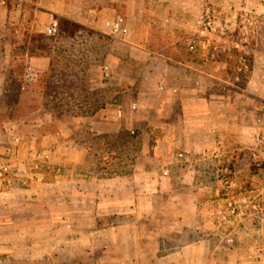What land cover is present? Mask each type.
I'll list each match as a JSON object with an SVG mask.
<instances>
[{
  "label": "rangeland",
  "instance_id": "obj_1",
  "mask_svg": "<svg viewBox=\"0 0 264 264\" xmlns=\"http://www.w3.org/2000/svg\"><path fill=\"white\" fill-rule=\"evenodd\" d=\"M202 5L196 16L182 5L172 11L166 1L144 0L145 11L134 22L135 32L147 34L141 45L173 55L194 70L168 61L172 70L164 71L158 89L151 71L159 68L152 62L138 76L142 94L135 107L137 64L106 59L109 37L88 28L77 33L74 86L71 75L55 70L62 81L40 73L36 86L22 88L25 52L34 48L36 54H47L57 33L22 29L19 38L24 33L25 41L9 44L13 27L0 29V167L8 166L0 175V264L264 262V0H202ZM109 65L114 68L112 86L119 79L128 86L129 114L141 108L146 116L157 100L175 99L173 110L164 114L197 118L218 134L214 146L203 149L205 155L201 151L189 157L193 187L187 191L196 193L198 203L196 208L183 203V214L193 219L171 221V231L160 223V234H131L136 227L146 232L150 221L104 213L109 204L101 184L115 155L95 153L89 159L81 151L63 156L58 148L61 139L72 142L74 115L104 105ZM205 101L210 107L203 119L198 102ZM26 122L32 124L35 140ZM41 133L46 139L39 138ZM31 149L32 155L26 153ZM185 162L181 157L178 165ZM75 164L83 168L81 174L87 175L88 164L95 169V185L85 182L79 188L97 195L95 219L86 213L82 217L88 203L71 197L77 191L71 181Z\"/></svg>",
  "mask_w": 264,
  "mask_h": 264
},
{
  "label": "crops",
  "instance_id": "obj_2",
  "mask_svg": "<svg viewBox=\"0 0 264 264\" xmlns=\"http://www.w3.org/2000/svg\"><path fill=\"white\" fill-rule=\"evenodd\" d=\"M161 1H166L168 10L172 11H175L176 5H182L187 13L196 16L203 10L202 0ZM143 3L144 0H0V29L12 26L11 38L8 43L15 44V42L25 41L26 34L22 33L23 39L19 38L22 29L25 31L34 28L44 31L53 19L58 24V18L62 17L101 34L102 38L109 37L108 41L111 45L108 47L110 48L109 53L105 55L106 59L115 62L116 60H134L137 64V68L133 71L137 77L135 76V80H132L136 84L137 92L134 94L135 99L131 106L135 107L139 104L142 94V78L138 76L145 74V68H151L152 62H156L157 68H159V71H151L155 74L154 87L157 88L158 85V89L163 88L162 78L165 76L166 70H172L168 61L189 68L186 64L174 61L175 56L173 55H164L141 45L145 43L147 34L142 35L135 32L134 22L139 17L141 18L145 11ZM27 14V18L24 19ZM117 20L120 27L114 31L113 24ZM0 37H3V33L0 34ZM77 38V33L72 37L57 36L56 42L50 45L47 54L25 52L22 88L36 86L38 83L36 77L40 73H46L50 79H54L56 82L61 79L57 78L55 70H60L61 74L66 71L67 75L76 76L74 57ZM163 65H167V67L164 69ZM105 67V70L109 72L108 79L110 81H108L107 89H103L104 105L99 108L93 107L84 114L74 115L72 142L61 139L62 144L58 148H61L63 156L70 152L79 156L81 151L82 153L86 152L89 159L95 153H103L105 156L115 155L108 168L110 173L104 177L101 184L107 190L102 196L104 203L109 204L104 213L114 217L118 213L132 216L137 220L150 221L151 226L145 228L146 232L136 227L131 228V234L133 232L137 235L140 233L142 235L145 233V235L160 234V223H167V231H171L175 227L171 221L186 218V214L184 215L182 212L184 211L183 203L189 208H196L198 203L196 193L187 191L192 186L188 174L191 165H188L189 157L200 153L205 148L213 147L218 134L213 129L210 133L206 122H201L197 118L188 121L177 117L171 118L164 114V112L173 110L172 105L174 107L175 99L157 100L153 106L154 109L148 108L146 116L140 113L141 108H138L133 114H129L130 110L125 97L128 86L126 87L121 79L115 83L117 85L112 86L114 68L111 65ZM174 67L176 68V65ZM126 70L121 68L120 73L127 74ZM75 80L77 78L73 77V86L76 83ZM129 88L133 89V86ZM39 90L41 89L39 88ZM198 103L202 107L200 110V113L203 114L202 118H207L210 104L207 101ZM9 123L13 125L12 121ZM26 123L24 125L29 128L30 139L35 140L36 136L31 130L32 124ZM130 130H134V133H130ZM42 134L39 135V138L46 139V135ZM64 143H72L74 146H65ZM98 145L99 147H97ZM179 152L183 153V159L187 161V164L185 162L178 165V160L181 159L177 157ZM26 153L32 155L33 150ZM62 158L61 156L60 160L64 161ZM89 159L88 163H90ZM89 166L88 164L86 169L87 175L81 174L83 168L79 164L73 166L71 181L77 187V191L73 192L71 197L73 201L79 203L87 202L88 211L82 213L83 215L86 213L87 218L95 219L97 195L90 191L86 194L79 192L82 183L86 182L89 187L95 185V169ZM164 168L168 169L167 174L163 173ZM62 198L63 195L60 199ZM169 203L171 207H165ZM90 204L93 205L91 210ZM187 217L186 219H193L189 215ZM143 263L137 262V264ZM202 263L211 264V262H199V264ZM232 263L264 264V262ZM217 264H226V262H217Z\"/></svg>",
  "mask_w": 264,
  "mask_h": 264
},
{
  "label": "trees",
  "instance_id": "obj_3",
  "mask_svg": "<svg viewBox=\"0 0 264 264\" xmlns=\"http://www.w3.org/2000/svg\"><path fill=\"white\" fill-rule=\"evenodd\" d=\"M80 31V32H79ZM88 31L84 26L75 23L73 21L67 20L65 18H58L57 24V36L62 37H72L76 33H83ZM28 53L36 54L34 48H29ZM41 54V53H40Z\"/></svg>",
  "mask_w": 264,
  "mask_h": 264
},
{
  "label": "built area",
  "instance_id": "obj_4",
  "mask_svg": "<svg viewBox=\"0 0 264 264\" xmlns=\"http://www.w3.org/2000/svg\"><path fill=\"white\" fill-rule=\"evenodd\" d=\"M119 27H120L119 26V21L117 20L113 24V30L116 31V30L119 29ZM56 32H57V21L55 19H53L51 21L50 25L46 28V33L49 34V35H54ZM104 76L107 79L109 78V72L107 70H104ZM130 133H134V130H130ZM202 154L205 155L206 153L203 151ZM177 157H179V158L183 157V153L179 152L177 154ZM7 169H8V166L6 164L1 166L0 167V175H2L4 172H6ZM163 173L167 174L168 173V169L164 168Z\"/></svg>",
  "mask_w": 264,
  "mask_h": 264
}]
</instances>
